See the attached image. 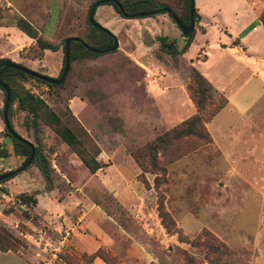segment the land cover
Instances as JSON below:
<instances>
[{
	"label": "rangeland",
	"instance_id": "374dc122",
	"mask_svg": "<svg viewBox=\"0 0 264 264\" xmlns=\"http://www.w3.org/2000/svg\"><path fill=\"white\" fill-rule=\"evenodd\" d=\"M6 1L8 4L0 3V25L15 26L16 21L22 19L17 15H32L36 24L30 26L37 36L57 48L55 52H44L34 43L22 50L2 51L0 48V54L10 62L15 63L12 60L15 59L23 68L55 79L62 66L64 39L78 37L87 45L94 44L86 19L92 0ZM157 1L181 14L183 0ZM261 17H264V8ZM93 19L114 35L117 41L114 52L93 57L76 56L59 87H46L27 75L10 74L7 82L17 96L30 93L42 99L82 142L87 154L99 152L96 158L102 167L95 175L88 173L43 120L34 123L28 114L17 108L15 98L10 107L11 127L36 149L35 162L23 170L27 171L30 184L36 185V164L42 157L50 165L51 184L58 191L57 197L78 188L85 202L97 203L117 224L126 227L133 242L147 254L144 264H186L184 253L192 257L193 264H208L202 248L179 242L178 234L166 233L160 224L153 179L158 174L163 176L164 171V183L159 187L163 206L181 237L190 241L207 231L231 251V255L223 258L224 264H264V97L248 114L246 125L241 113L224 111L214 117L209 130L218 146L212 140L201 144L193 137L177 140L166 151L156 154L154 169L146 146L187 118L177 124L169 119L162 120L167 113L164 110L157 113L150 91L159 84L156 79L163 74L162 70L170 67L176 69L181 80L187 83L189 96L190 66L185 62L196 54L197 45L193 44L181 60L179 56H167L160 51L161 39L177 50L185 43V37L167 14L121 18L111 6L103 5L95 9ZM196 25L194 22V34ZM205 51L210 58L207 67L228 80L230 72L217 63L219 53L210 49ZM152 65L159 68L155 70ZM191 67L194 68L192 63ZM248 75L244 71L227 89L233 93L241 84L237 100L242 101L250 91L258 90L256 82L247 83ZM173 79L175 82L177 77ZM223 82L227 85V81ZM213 98L216 101V94ZM3 100L4 94L0 90V146L5 149L0 150V156H3L0 174L16 169L24 159L13 154L8 148L10 143H3ZM214 101L206 105L203 119L213 109ZM231 124L242 128L234 132L227 128ZM233 133L244 138L235 139ZM179 154L182 156L170 160ZM131 155L138 156L146 172L137 166ZM113 171L122 172L126 185L137 195L125 208L105 188L106 184L118 185V182L113 184ZM14 177L0 184V206L13 213L15 220L11 222V228L0 225L15 238L14 249L24 251L27 242L18 233L27 231L21 221L31 215L16 198L23 192L20 181H11ZM69 236V230L64 229L62 238L67 240ZM41 243L42 247L48 248L43 240ZM100 251L111 264L118 263L108 251ZM64 254L69 253H56L54 264H64Z\"/></svg>",
	"mask_w": 264,
	"mask_h": 264
},
{
	"label": "crops",
	"instance_id": "0c3cea01",
	"mask_svg": "<svg viewBox=\"0 0 264 264\" xmlns=\"http://www.w3.org/2000/svg\"><path fill=\"white\" fill-rule=\"evenodd\" d=\"M1 2L8 4L6 0H0ZM193 3L198 16L195 34H193L187 50L178 58L179 60L184 58L190 47L196 43L198 51L194 56L186 59L185 63L190 67L192 63L194 69L211 85L216 94L226 100L223 108L210 120L204 122L212 142L218 146L209 130L214 117L224 111L241 113V116L244 117L242 121L246 125L249 122L248 114L254 107L259 106L264 97V28L261 24L264 0H193ZM17 16L32 27L36 24L32 15L21 13ZM33 43L32 39L15 26L0 25V48L3 49L2 51L6 49L22 50ZM205 49L215 50L219 53L217 63L230 72L228 80L223 79L224 75L212 73V68L207 67L210 58ZM202 50L203 54L200 55ZM5 57L0 54V59ZM12 60L15 64L17 63L15 59ZM151 67L155 70L159 68L153 65ZM244 71L250 74L247 76V83L256 82L258 90L250 91L247 98L240 101L237 100V91L240 90L241 84L237 85V91L233 93L227 92V89L230 83L237 80ZM162 72L163 74L156 79L159 84L150 91V96L155 101L157 113L160 110L167 113L166 116L163 115L162 120L169 119L171 123L177 124L194 114L195 108L186 91L187 83L181 80L177 70L169 67L163 69ZM174 77H177L175 82ZM186 81L188 82L187 77ZM223 81H227V85ZM227 126L234 132L242 128L241 125L238 127L232 124ZM233 136L235 139L244 138L239 133H233ZM8 148L10 149L11 146ZM0 160H3V157H0ZM95 160L100 165L98 169L100 170L102 165L97 158ZM35 172L37 174L36 185L30 184L31 181H28L27 171H23L11 180L13 183L20 181L22 194L32 195L35 200L34 205L30 207L21 205L31 215L30 218H23L21 221L27 231L18 233L26 239L27 249L16 252L0 251V264H54V258L58 252H67L80 257L90 255L100 249L108 251L117 258L118 263L114 262L113 264H144L146 262V252L133 242L126 227L117 224L97 203L90 200L85 202L78 188L58 198V191L51 184V177L48 182L41 176L37 168ZM112 173L113 184L118 182V185L106 184L105 188L111 197L125 208L129 205V201L136 198L137 195L126 185L122 172L113 171ZM61 177L63 178V176ZM37 185L39 187H36ZM13 220H15L13 213L5 211L1 205L0 223L6 228H11ZM188 222L190 223V221ZM64 229L69 230L70 233L67 240L62 238ZM41 240L48 248L41 246ZM90 264L107 263L99 257H95Z\"/></svg>",
	"mask_w": 264,
	"mask_h": 264
},
{
	"label": "trees",
	"instance_id": "16d2710c",
	"mask_svg": "<svg viewBox=\"0 0 264 264\" xmlns=\"http://www.w3.org/2000/svg\"><path fill=\"white\" fill-rule=\"evenodd\" d=\"M114 1L119 5L120 10L123 12L124 16L121 15L120 10L113 3H110L109 0H92V2L88 7V12L90 8L93 7L95 4H97L96 8L98 6L109 5L121 18H134V16H136L135 18L138 19L140 18L137 17L139 14L153 12L164 8L167 9V13H162V14H167V16L170 19L171 16L175 17L178 20V22L184 27H186L189 23L188 0H183L181 14L175 13L166 4L161 3L157 0H114ZM93 15L94 12L92 14V20L95 24H97L93 19ZM86 19L88 24V33L89 35L93 36L94 44L91 46L87 45L81 38L74 37L79 39V41L76 42L71 40L68 44V50H69L68 70H69L70 62L76 56L93 57L95 55H98L87 52L83 48L82 44H85L94 50H105L112 45L113 39H115L114 35H112V33H110L108 30H106L105 28L101 27L98 24L95 27L90 25L87 17ZM192 20L193 23L194 22L196 23L198 21V16L195 13V10L193 13ZM261 24L264 28V17H261ZM15 27L23 34L28 36L30 39H32L38 50L40 51L48 50L50 52H55L57 50L56 46L47 43L43 41L41 38H39L35 30L26 21L19 19L18 21H16ZM193 34H194V29L189 35L185 36V43L179 50L174 48L171 44L166 43L164 39L160 40L159 49L167 56H172V57L180 56L187 50L191 42V39L193 37ZM64 40L62 41V53H63ZM4 63H12V62H10L7 59H0V67L1 64ZM15 65L22 67L19 64H15ZM62 67H63V56H62V66L60 68L57 78L61 74ZM10 74H16L18 76L26 77L23 73L13 69H5L2 72H0V83L5 85L9 92V100H8V108H7L8 127L13 131L9 121V116H10L11 104L16 98L17 108L19 110L28 114L32 118V121L34 123L35 121L37 122V120L40 119L43 120L45 124L52 130V132L59 138V140L62 143H64L71 150V152L78 158L81 165L90 174L96 172L100 168V165L95 160L99 152L96 150L91 155L87 154L86 150L83 148L82 142L76 138L75 134L68 127L64 126L61 123L60 119L46 106V104L43 102L42 99H39L30 93H25L21 96L15 95L14 90L8 85L7 82V77ZM31 79H34L35 81L40 82L49 88L59 87L64 82L63 80V82L59 86H54V85H48L36 78L31 77ZM0 90L2 91V89ZM188 91H189V99L193 107L195 108V113L186 120L182 121L179 125L174 126L171 129L162 133L161 135L155 137L154 140L149 145L146 146L150 158V165L154 169H156V154L159 151L162 152L166 151L167 148L173 145L175 141L177 140L179 141L181 139H185L188 137H193L200 140L201 144H208L211 140L209 134L207 133L204 127V122L210 120L215 114H217L219 110L222 109L223 106L226 104V100L221 95L216 94V91L211 87V85L193 67H190V71H189ZM215 94L217 96L216 101L213 100L214 99L213 96ZM212 101H214V107L208 113L207 117L203 119L202 112L204 111L206 105L212 104ZM3 132H4L3 138L8 137L9 139V143L13 154L16 156H23L24 159L22 163H24L29 156L30 143L25 139H23L22 137H20L19 135H17L14 131L13 132L18 136L19 139L17 140L10 137L7 134L4 127H3ZM0 150L5 151L4 146H0ZM33 151H34V155L31 163L35 162V157H36V149L34 147H33ZM131 156L134 162L137 164V166L141 168L143 172H146L142 168V165L138 160V156L136 155H131ZM181 156L182 154L176 155L170 160L173 161ZM0 157L3 156L1 155ZM36 168L38 169L41 176L46 181L50 182L51 169L48 162L41 157L38 163L36 164ZM162 173L164 176V171H162ZM3 174L4 173H1L0 176ZM163 176L162 174L160 175L158 174L153 179V189L156 193V214L157 217L159 218L162 228L165 230L166 233L178 234L177 239L179 242L187 243L192 248H198V247L202 248V250H204L205 252L204 259L208 264H224L223 258L224 257L226 258L229 255H231V251L224 244L215 240V238L209 232L203 231L201 234L197 235L194 239L188 241L186 238L181 237L180 233L176 229H174V223L164 209L163 195L159 190V187L164 183V178H162ZM8 180L1 181L0 184ZM16 198L21 205L32 206L35 203V200L32 197V195L19 194ZM13 243H16L15 238L4 227L0 225V251L1 252L18 251L14 249ZM95 257H99L105 263L111 264V261L100 250H97L96 252L90 255H82L79 258L74 256L73 254H68V255L64 254L62 261L64 262V264H84V260H85V264H90L93 258ZM184 259L186 261V264H193L192 257L187 256L185 253H184Z\"/></svg>",
	"mask_w": 264,
	"mask_h": 264
},
{
	"label": "water",
	"instance_id": "95a60500",
	"mask_svg": "<svg viewBox=\"0 0 264 264\" xmlns=\"http://www.w3.org/2000/svg\"><path fill=\"white\" fill-rule=\"evenodd\" d=\"M109 2L113 3L120 10L119 5L114 0H109ZM96 6H97V4H95L93 7H91L89 12H88V15H87V18H88V21H89L90 25H92L94 27L97 26V24H95L93 22L92 14H93L94 9L96 8ZM120 13H121V15L124 16V14H123V12L121 10H120ZM160 13H167V9L163 8V9L156 10V11H153V12L139 14L137 17H140V18L151 17L153 15H157V14H160ZM193 13H194L193 0H188V18H189V23H188V25L186 27L182 26L175 17L171 16L172 22L180 30L181 35L184 36V37L189 35L192 32V30H193V20H192ZM135 17L136 16H134V18ZM71 40L72 41H76V42L79 41V39H77V38H69V39H65L64 40V42H63V67H62L61 74H60V76L57 79L39 75V74H37L35 72H32L30 70H27V69H25L23 67L17 66V65L12 64V63L1 64L0 72H2L5 69H13V70L19 71V72H21L24 75H27L29 77L36 78V79H38V80H40V81H42V82H44V83H46L48 85L59 86L63 82V80L65 78V75H66V73L68 71V54H69L68 44H69V42ZM82 46L89 53L106 54V53H112V52H114L117 49V41H116V39H113L112 45L109 48L105 49V50H94V49L90 48L89 46H87L85 44H82ZM0 89H2V91L4 92V101H3V107H2V124H3V127L5 128L7 134L10 137L18 140L19 139L18 136L8 127V123H7V108H8V100H9L8 89L2 83H0ZM3 143L4 144L5 143H9L8 137H5L3 139ZM33 155H34L33 147L29 144V156L26 159V161L24 163H22L16 169H13V170L8 171V172L4 173L3 175H1L0 176V182L4 181V180L11 179L16 174L22 172L25 168H27L30 165V163H31V161L33 159Z\"/></svg>",
	"mask_w": 264,
	"mask_h": 264
},
{
	"label": "built area",
	"instance_id": "2783aa9c",
	"mask_svg": "<svg viewBox=\"0 0 264 264\" xmlns=\"http://www.w3.org/2000/svg\"><path fill=\"white\" fill-rule=\"evenodd\" d=\"M66 235V234H65Z\"/></svg>",
	"mask_w": 264,
	"mask_h": 264
}]
</instances>
